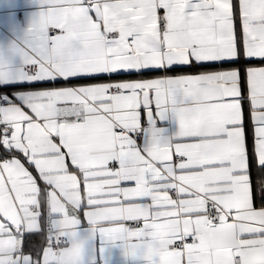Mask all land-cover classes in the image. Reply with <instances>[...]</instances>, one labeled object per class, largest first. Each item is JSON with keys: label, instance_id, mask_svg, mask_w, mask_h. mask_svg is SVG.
<instances>
[{"label": "snow or ice", "instance_id": "obj_1", "mask_svg": "<svg viewBox=\"0 0 264 264\" xmlns=\"http://www.w3.org/2000/svg\"><path fill=\"white\" fill-rule=\"evenodd\" d=\"M0 264H264V0H0Z\"/></svg>", "mask_w": 264, "mask_h": 264}, {"label": "crops", "instance_id": "obj_2", "mask_svg": "<svg viewBox=\"0 0 264 264\" xmlns=\"http://www.w3.org/2000/svg\"><path fill=\"white\" fill-rule=\"evenodd\" d=\"M256 64V66H259L258 62H254ZM232 67H243V64L241 65H233V64H223V65H218V66H211L210 68H203V69H196V68H192V69H183L180 71H184V72H196V71H209V70H219V69H227V68H232ZM148 76H153V75H159V73H148ZM121 79H135L137 77L132 76V77H120Z\"/></svg>", "mask_w": 264, "mask_h": 264}]
</instances>
